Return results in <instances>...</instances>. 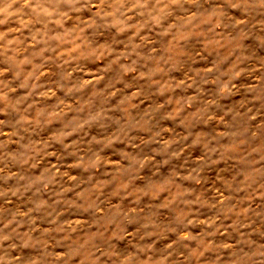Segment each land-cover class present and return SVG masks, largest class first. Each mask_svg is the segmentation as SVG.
Masks as SVG:
<instances>
[{
	"label": "clouds",
	"instance_id": "9594fccd",
	"mask_svg": "<svg viewBox=\"0 0 264 264\" xmlns=\"http://www.w3.org/2000/svg\"><path fill=\"white\" fill-rule=\"evenodd\" d=\"M0 264H264V0H0Z\"/></svg>",
	"mask_w": 264,
	"mask_h": 264
}]
</instances>
